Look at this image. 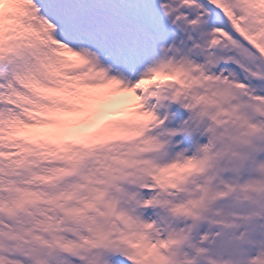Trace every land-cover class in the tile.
Here are the masks:
<instances>
[{"label": "snow or ice", "instance_id": "1", "mask_svg": "<svg viewBox=\"0 0 264 264\" xmlns=\"http://www.w3.org/2000/svg\"><path fill=\"white\" fill-rule=\"evenodd\" d=\"M0 264H264V0H0Z\"/></svg>", "mask_w": 264, "mask_h": 264}]
</instances>
